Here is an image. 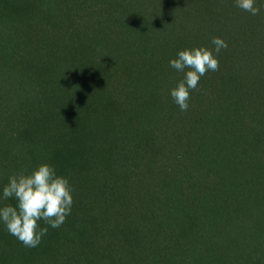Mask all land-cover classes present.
I'll use <instances>...</instances> for the list:
<instances>
[{"label": "trees", "instance_id": "16d2710c", "mask_svg": "<svg viewBox=\"0 0 264 264\" xmlns=\"http://www.w3.org/2000/svg\"><path fill=\"white\" fill-rule=\"evenodd\" d=\"M0 0V207L47 163L73 188L0 264H264V0ZM227 42L181 111L184 49ZM187 71V69L185 70Z\"/></svg>", "mask_w": 264, "mask_h": 264}, {"label": "clouds", "instance_id": "9594fccd", "mask_svg": "<svg viewBox=\"0 0 264 264\" xmlns=\"http://www.w3.org/2000/svg\"><path fill=\"white\" fill-rule=\"evenodd\" d=\"M234 4L253 16L261 12L256 0H234ZM211 44L214 48L181 50L177 58L169 61L172 68L184 74L183 79L170 91L181 111L188 110L190 93L197 90L201 77L208 71H219L217 56L222 49H227L228 44L220 37H213ZM72 192L69 180L57 175L50 164H40L31 172L22 170L11 175L3 188L4 199L15 198L17 203L15 206L9 204L0 207V221L25 247L35 248L48 231L40 227L39 221L43 220L52 228L61 227L71 214L74 203Z\"/></svg>", "mask_w": 264, "mask_h": 264}]
</instances>
